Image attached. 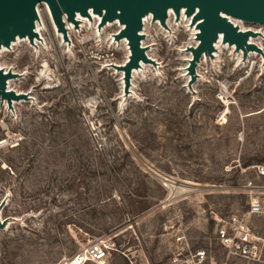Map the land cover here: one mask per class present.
I'll return each instance as SVG.
<instances>
[{"label":"rangeland","instance_id":"obj_1","mask_svg":"<svg viewBox=\"0 0 264 264\" xmlns=\"http://www.w3.org/2000/svg\"><path fill=\"white\" fill-rule=\"evenodd\" d=\"M39 15V45L0 56L20 74L9 88L28 96L0 95V264H69L93 244L105 255L83 264H264V207L248 217L259 259L215 239L218 216L246 211L249 186L264 201L251 169L264 164V24L236 22L258 32L263 56L226 43L191 73L194 23L151 18L142 41L156 63L125 91L118 24L74 22L64 44Z\"/></svg>","mask_w":264,"mask_h":264},{"label":"water","instance_id":"obj_2","mask_svg":"<svg viewBox=\"0 0 264 264\" xmlns=\"http://www.w3.org/2000/svg\"><path fill=\"white\" fill-rule=\"evenodd\" d=\"M41 2L47 4L54 22L64 35L62 14L65 11L69 19H74L75 10L87 14L88 7L92 6L93 11L102 13L104 8L105 12L100 21V23L103 22L102 24L108 20L113 21L118 16L119 21L125 26L117 37L125 36L130 49V60L124 66L125 88L133 66L138 65L140 60L152 64L155 62L147 57L145 48L140 45L142 35L138 31L141 29V18L145 10L152 12V19H159L160 23L164 24L168 7H172L176 15L182 6L186 7V15L193 14L197 9L191 22L195 23L198 18L202 21L199 24L200 32L195 35L200 42L196 48H192L193 60L189 68L191 73L201 53L212 54L213 43L217 40L219 32L223 33V41L228 45L234 43L235 49H241L243 56H246L248 49L251 48L261 51L254 44L247 43L248 37L256 36L257 33L252 30L240 31L227 16L264 24V0H0V44L3 43L9 47L10 40L15 39L16 35L27 36L30 41L33 40L36 34L34 19L38 16L36 6ZM16 76L20 74L11 71L4 73L0 69V95L5 93L8 103L12 99L26 100L28 98L23 92L17 94L14 91H4L7 78ZM5 203L6 199L0 201V210ZM3 225L4 223L0 221V227Z\"/></svg>","mask_w":264,"mask_h":264},{"label":"built area","instance_id":"obj_3","mask_svg":"<svg viewBox=\"0 0 264 264\" xmlns=\"http://www.w3.org/2000/svg\"><path fill=\"white\" fill-rule=\"evenodd\" d=\"M251 169L256 176L264 178V164H255ZM249 187L251 189L247 191L246 211L235 210L224 216H218L216 219L215 239L228 254L255 260L260 257V242L258 236L251 229L248 217L261 213L264 201L261 196L257 195L256 188L258 187ZM177 239L180 240L181 238L178 237ZM105 250L106 248L99 244L90 245L85 251L87 260L83 259L82 262L100 259L105 255ZM196 256L200 261H203L205 251H197Z\"/></svg>","mask_w":264,"mask_h":264},{"label":"bare ground","instance_id":"obj_4","mask_svg":"<svg viewBox=\"0 0 264 264\" xmlns=\"http://www.w3.org/2000/svg\"><path fill=\"white\" fill-rule=\"evenodd\" d=\"M43 6V8L45 9V11L48 13V16H49V18L51 19V23H52V25H53V28L52 29H54L55 30V33L57 34V36L58 37H60V40H61V42L62 43H64V44H66V40L69 38L70 39V35H71V31H73L72 29H73V26H74V22H76V21H79V22H83L84 20H90V17H95L96 18V22H99V21H101L102 20V18H103V15H104V12H105V9L103 8L102 9V13L101 12H99V13H97V12H95V11H93V7L92 6H89L88 7V13L86 14H83V13H81L79 10H75L74 11V19H69L68 17H67V12L65 11L63 14H62V20H63V22H64V27H65V30H67V35H68V37H66L63 33H62V31H60L59 29H58V26L56 25V23L54 22V20H53V17H52V14H51V12H50V10H49V8H48V6H47V4H45L44 2L42 3H39L37 6H36V12L38 13V16H36L35 17V19H34V31L36 32V34H35V36H33V40L32 41H30V39L27 37V36H24V37H19L18 35H16L15 36V39H11L10 40V46L9 47H12L14 44H16L17 42H19V41H23V40H27L29 43H31V44H33V45H37L38 43H40L41 42V40H40V38H42V30H44L45 28L41 25L42 24V20H41V18H40V15H39V6ZM196 11H197V9H195V11H194V13L193 14H191V15H186V7H184V6H182L181 7V9H180V12L179 13H184L186 16H187V21L189 20H192V18L195 16V13H196ZM117 12H119V10H117ZM173 13H175L174 12V10H173V8L172 7H168L167 8V10H166V17H170ZM152 12L151 11H147V10H145L144 11V14L142 15V18H141V20H142V26H141V29L138 31V33L139 34H141L142 36H141V38L143 39V36L144 35H146V24L149 22V20L152 18ZM183 16V15H182ZM227 18L234 24V25H236L237 27H238V29L240 30V31H246V30H250V29H245V28H242V26L241 25H239L238 26V24L236 23V22H251V23H257V22H252V21H246V20H242V19H239V18H234V17H230V16H227ZM202 21V19H200V18H198L197 20H196V22L194 23V34L196 35L197 33H199L200 32V29H199V24H200V22ZM41 22V23H40ZM103 23V22H102ZM102 23H100L101 25H102ZM106 23H107V25H109V24H118V26L119 27H121V29L120 30H122L123 28H124V26H125V24L124 23H122V22H120L119 21V18H118V16H116V18L113 20V21H110V20H108V21H106ZM192 23V24H193ZM81 26V25H80ZM75 27H76V25H75ZM78 27V26H77ZM75 30V29H74ZM258 33V32H257ZM250 37V36H249ZM248 37V41H247V43L248 44H255V39L256 38H249ZM258 38V37H257ZM142 39H140V45H141V47H143V48H145L144 47V40L142 41ZM124 41H126V39L124 40ZM200 42V40L199 39H195V43H196V45H198V43ZM227 42H224L223 41V33L222 32H219L218 33V38H217V40L213 43V50H212V52L213 51H216L217 49H222L224 46V44H226ZM28 44V43H27ZM39 45V44H38ZM234 47H235V44L233 43L232 44ZM231 45V46H232ZM230 46V45H229ZM6 48H8V46L7 45H5V44H3V43H1L0 44V56H1V54L6 50ZM237 50V49H236ZM239 50H241V49H239ZM248 51H252L250 54H256V53H254L253 51H256V52H259V53H261L260 51H258L257 49H255V48H251V49H248ZM258 53V54H259ZM262 54V53H261ZM146 55H147V57H149L150 55L148 54V53H146ZM205 56H207V54H205ZM209 56H212V54H209ZM262 56H263V54H262ZM150 58V57H149ZM130 60V54H129V58H128V60H127V62ZM156 62H154V64H155ZM145 64H146V62H143L142 60H140L139 61V63H138V65H136V66H133L132 67V69H131V75H132V73H133V75H135L134 73H135V71L136 70H138V69H142L143 68V66H145ZM126 64H123L122 65V67L124 68V66H125ZM0 69H2L3 71H4V73H7L8 71H7V68H4V67H2L1 65H0ZM136 76V75H135ZM11 81H14V79L13 78H7V80H6V89L4 90L5 92H10V91H12V88H9L11 85H10V82ZM127 88V87H126ZM126 88H125V91H126ZM17 94H19V93H21V92H18V91H15ZM1 96H3V97H5V98H3L4 100H5V104H6V102H8V99H7V96L5 95V93H2L1 94ZM12 100H14V99H12ZM6 204V203H5ZM82 260H83V258L81 257V255H79V256H77V257H75V258H73L70 262H69V264H83V262H82ZM84 260H87V258L86 259H84Z\"/></svg>","mask_w":264,"mask_h":264}]
</instances>
